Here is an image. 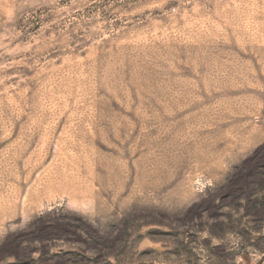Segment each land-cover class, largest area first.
Here are the masks:
<instances>
[{
    "label": "rangeland",
    "instance_id": "obj_1",
    "mask_svg": "<svg viewBox=\"0 0 264 264\" xmlns=\"http://www.w3.org/2000/svg\"><path fill=\"white\" fill-rule=\"evenodd\" d=\"M0 264H264V0H0Z\"/></svg>",
    "mask_w": 264,
    "mask_h": 264
}]
</instances>
